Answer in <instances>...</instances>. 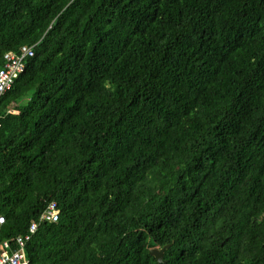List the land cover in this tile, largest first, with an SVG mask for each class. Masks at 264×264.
I'll use <instances>...</instances> for the list:
<instances>
[{
  "label": "trees",
  "instance_id": "obj_1",
  "mask_svg": "<svg viewBox=\"0 0 264 264\" xmlns=\"http://www.w3.org/2000/svg\"><path fill=\"white\" fill-rule=\"evenodd\" d=\"M25 46L0 245L37 223L30 264H264V0H0V68Z\"/></svg>",
  "mask_w": 264,
  "mask_h": 264
},
{
  "label": "built area",
  "instance_id": "obj_2",
  "mask_svg": "<svg viewBox=\"0 0 264 264\" xmlns=\"http://www.w3.org/2000/svg\"><path fill=\"white\" fill-rule=\"evenodd\" d=\"M34 55L33 47H22L19 54L8 53L4 56V64L0 68V100L11 89L14 83L25 72L26 60ZM60 211L55 202L48 205L42 214L40 221L48 223H57ZM5 220L0 217V225ZM37 223H32L28 229V234L18 235L13 240H6L0 245V264H30L26 256L25 248L30 237L36 233ZM12 244L15 248H12Z\"/></svg>",
  "mask_w": 264,
  "mask_h": 264
},
{
  "label": "water",
  "instance_id": "obj_3",
  "mask_svg": "<svg viewBox=\"0 0 264 264\" xmlns=\"http://www.w3.org/2000/svg\"><path fill=\"white\" fill-rule=\"evenodd\" d=\"M169 248V246H166L162 249H152L150 251V255L153 256L159 264H166V262L163 260L164 252Z\"/></svg>",
  "mask_w": 264,
  "mask_h": 264
}]
</instances>
